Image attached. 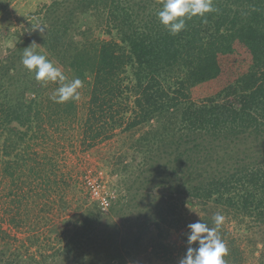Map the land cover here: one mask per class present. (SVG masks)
I'll return each mask as SVG.
<instances>
[{
    "label": "trees",
    "instance_id": "trees-1",
    "mask_svg": "<svg viewBox=\"0 0 264 264\" xmlns=\"http://www.w3.org/2000/svg\"><path fill=\"white\" fill-rule=\"evenodd\" d=\"M163 2L51 0L45 5L31 47L69 80L78 77L88 86L81 146L130 136L119 155V163L125 161L120 182L125 200L117 199L107 212L93 202L83 204L76 218L62 221L64 242L58 238L61 244L38 259L18 250L11 254L1 229L0 264H60L54 263L57 258L69 264L78 257L76 264H120L122 253L130 254L142 239L146 258L157 259L159 251H168L163 236L184 226L187 206L196 207L199 220L210 227L214 214L224 216L218 231L228 248L225 264H245L249 256L264 264V0H212L216 11L186 20L176 35L157 16ZM91 13L110 38L92 37L86 24ZM29 42L24 38L19 53L0 60V172L13 206L14 189L25 201L35 188V196L53 192L55 164L50 157L45 167L30 141L44 134V125L65 135L77 117L76 101L50 99L57 83L38 82L23 64L20 70L18 60ZM153 189L165 192L154 195ZM48 203L53 206L52 198ZM10 210H5L9 223L17 226L23 221L20 211ZM121 211L137 234L111 248L105 262L96 260V250L114 243L116 231L108 221Z\"/></svg>",
    "mask_w": 264,
    "mask_h": 264
},
{
    "label": "rangeland",
    "instance_id": "rangeland-1",
    "mask_svg": "<svg viewBox=\"0 0 264 264\" xmlns=\"http://www.w3.org/2000/svg\"><path fill=\"white\" fill-rule=\"evenodd\" d=\"M50 2L51 0H0V60L9 54L19 53L17 52L20 51L18 43L24 38L30 40L29 47H31L33 42H36V33L40 30L44 21L41 14H43L45 5ZM86 24L90 27L92 37L99 39L110 38L103 23L100 22V19L95 14L91 13ZM18 61L20 70H23L21 60ZM78 91L80 99L76 100L77 117L71 123V129L66 130L67 132L64 131L66 134L62 136V130L57 132L53 128L44 125L42 129L44 134L38 135L36 139L30 141V148L37 152L41 160L45 159V167L50 165V157L52 164H55L54 171L58 184L54 187L53 192L50 195L47 193L46 196L42 194L35 196L38 190L35 188V192L25 201L20 197L22 192L14 189L12 194L19 204L10 205L6 195L8 192V180L3 178L0 172V230H6L9 236L6 241L8 240L11 244V254H16V250H18L23 256L34 255L38 259L40 254L46 255L51 252L52 248L61 244L58 238L61 241L62 221L68 218H76L81 209L84 208L82 207L83 204L86 205L93 202L99 206L101 211L107 212L117 199L125 200V192L122 191V184H120L123 179L122 167L125 161L124 164L119 163V155L129 144V141L131 142L130 136L127 133H122L89 149L81 146L79 129L86 114V105L89 97L86 83L83 82V86ZM31 97H33V94H30L28 98ZM64 128H67V126ZM42 131L39 133H43ZM136 136H138V133L132 137L135 138ZM47 174L49 175L48 170L45 171V176ZM63 178L67 180L68 185L63 183ZM155 181L158 182L159 178L155 177L153 182ZM31 185L33 187L37 186L33 181ZM93 185L98 187L101 197L108 199L109 204L106 208H102L100 198L92 194L91 188ZM151 191L154 195L165 192L156 189ZM62 194L64 195V202L67 204V208L64 210L60 207ZM11 196L9 195V198ZM51 198L53 206H50L49 203L45 205ZM17 208L20 211L18 216L22 217L23 221L15 226L9 223L10 216L6 214L5 210L11 209L16 212ZM183 212L185 216L184 226L178 230L170 229L168 234L163 236V242L168 246L166 255L163 251H159L157 259H147V250L145 251L143 247L147 243L145 242L146 239H142L139 247L131 251L130 254L122 253L123 261L120 264H144V260H150V264H178L179 259L184 256L187 249V240L183 239L185 238L184 236H187V225L196 222L202 215L196 207L187 206V210ZM125 215L126 212L124 211L111 214L112 219L108 222L113 223L110 228L116 232L113 233L111 229L108 231L112 232L113 240L115 241L107 249L106 244L109 242L106 240L107 243H104L105 249L96 250V260H104L105 262L111 254V248L120 246L123 239L129 242V239L137 234L135 226L129 228V225L124 222ZM230 226L233 227V222L230 223ZM235 228L239 232L242 231V228L237 225ZM157 230V228L153 227L150 231L156 233ZM148 234L150 235L151 233L142 231L141 235L147 236ZM33 238H36L37 241H33ZM99 244L100 242L97 243V246ZM2 245H4V241L0 239V246ZM260 246L258 244V248ZM255 254H258V251ZM7 255L9 254L7 253ZM78 260H80V257L69 264H76ZM112 262L116 263V260H112ZM54 263L62 264L60 258H57ZM245 264H254L253 258L251 259L249 256Z\"/></svg>",
    "mask_w": 264,
    "mask_h": 264
},
{
    "label": "clouds",
    "instance_id": "clouds-1",
    "mask_svg": "<svg viewBox=\"0 0 264 264\" xmlns=\"http://www.w3.org/2000/svg\"><path fill=\"white\" fill-rule=\"evenodd\" d=\"M214 11L216 9L212 0H164L157 16L170 34L176 35L186 27V20L197 15L204 17L205 13ZM21 62L29 72L34 73L38 82L45 85L54 82L59 85L50 97L54 102L64 103L80 99L78 90L83 86V82L78 77L69 80L61 68L46 55L39 54L28 46L25 47ZM212 222L213 227L202 220L187 225V249L178 264H225L224 257L228 254V248L218 231L224 222V216L216 213Z\"/></svg>",
    "mask_w": 264,
    "mask_h": 264
},
{
    "label": "built area",
    "instance_id": "built-area-1",
    "mask_svg": "<svg viewBox=\"0 0 264 264\" xmlns=\"http://www.w3.org/2000/svg\"><path fill=\"white\" fill-rule=\"evenodd\" d=\"M91 190H92V194H94V195H96V196H98L100 198V204H101L102 208H106L108 206V204H109L108 199L106 197H101L100 196L97 186L93 185Z\"/></svg>",
    "mask_w": 264,
    "mask_h": 264
}]
</instances>
